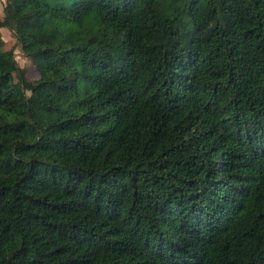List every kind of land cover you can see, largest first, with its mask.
<instances>
[{"label":"trees","instance_id":"trees-1","mask_svg":"<svg viewBox=\"0 0 264 264\" xmlns=\"http://www.w3.org/2000/svg\"><path fill=\"white\" fill-rule=\"evenodd\" d=\"M0 264H264V0H5Z\"/></svg>","mask_w":264,"mask_h":264},{"label":"rangeland","instance_id":"rangeland-1","mask_svg":"<svg viewBox=\"0 0 264 264\" xmlns=\"http://www.w3.org/2000/svg\"><path fill=\"white\" fill-rule=\"evenodd\" d=\"M4 1L0 0V14L3 15ZM3 39L6 42V49H12L16 45L13 34L8 29L1 30ZM16 60L19 66L26 70V75L30 80H38L40 78L37 68L33 64V61L25 56L21 48L16 49Z\"/></svg>","mask_w":264,"mask_h":264},{"label":"crops","instance_id":"crops-1","mask_svg":"<svg viewBox=\"0 0 264 264\" xmlns=\"http://www.w3.org/2000/svg\"><path fill=\"white\" fill-rule=\"evenodd\" d=\"M1 30H3V29H1Z\"/></svg>","mask_w":264,"mask_h":264}]
</instances>
